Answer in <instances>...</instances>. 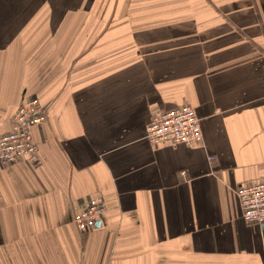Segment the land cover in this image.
I'll return each instance as SVG.
<instances>
[{
  "label": "crops",
  "instance_id": "1",
  "mask_svg": "<svg viewBox=\"0 0 264 264\" xmlns=\"http://www.w3.org/2000/svg\"><path fill=\"white\" fill-rule=\"evenodd\" d=\"M32 97L40 162L0 163V264H264L236 192L264 180V0H0V135ZM184 104L202 142L150 143Z\"/></svg>",
  "mask_w": 264,
  "mask_h": 264
},
{
  "label": "built area",
  "instance_id": "2",
  "mask_svg": "<svg viewBox=\"0 0 264 264\" xmlns=\"http://www.w3.org/2000/svg\"><path fill=\"white\" fill-rule=\"evenodd\" d=\"M46 120L44 106L38 97L25 100L13 116L10 132L0 135V163L9 165L27 159L37 165L40 155L34 130ZM146 138L153 145L163 142L199 144L203 140L201 118L196 108L189 104L156 111L147 124ZM236 192L244 221L264 224V180L242 184ZM106 211L107 205L102 197L89 199L76 211L74 223L81 231L92 229Z\"/></svg>",
  "mask_w": 264,
  "mask_h": 264
},
{
  "label": "rangeland",
  "instance_id": "3",
  "mask_svg": "<svg viewBox=\"0 0 264 264\" xmlns=\"http://www.w3.org/2000/svg\"><path fill=\"white\" fill-rule=\"evenodd\" d=\"M26 1H30V0H26ZM27 4H29V2H27ZM26 9H27V7H26ZM10 10H11V9H10ZM64 10H65V8H61V9H60V12H59L60 15L63 14V11H64ZM22 11H23V9L20 10V13H22Z\"/></svg>",
  "mask_w": 264,
  "mask_h": 264
},
{
  "label": "trees",
  "instance_id": "4",
  "mask_svg": "<svg viewBox=\"0 0 264 264\" xmlns=\"http://www.w3.org/2000/svg\"><path fill=\"white\" fill-rule=\"evenodd\" d=\"M44 106V105H43ZM44 109H45V107H44ZM45 112H46V115H47V111H46V109H45Z\"/></svg>",
  "mask_w": 264,
  "mask_h": 264
}]
</instances>
